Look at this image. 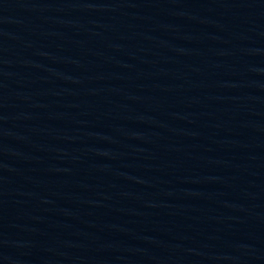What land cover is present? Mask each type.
Segmentation results:
<instances>
[{
  "label": "water",
  "instance_id": "95a60500",
  "mask_svg": "<svg viewBox=\"0 0 264 264\" xmlns=\"http://www.w3.org/2000/svg\"><path fill=\"white\" fill-rule=\"evenodd\" d=\"M0 264H264V0H0Z\"/></svg>",
  "mask_w": 264,
  "mask_h": 264
}]
</instances>
